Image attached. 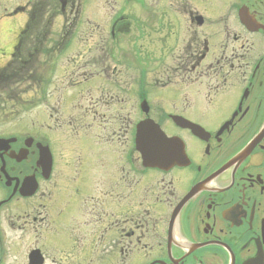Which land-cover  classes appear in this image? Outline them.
Listing matches in <instances>:
<instances>
[{"label":"flooded vegetation","instance_id":"1","mask_svg":"<svg viewBox=\"0 0 264 264\" xmlns=\"http://www.w3.org/2000/svg\"><path fill=\"white\" fill-rule=\"evenodd\" d=\"M87 2L89 34L107 50L78 45L89 72L65 77L57 193L46 184L52 140L0 130V264H264V0ZM58 7L66 32L81 0L18 7L29 23L0 60V80L48 84L66 44H47L40 28L24 37ZM108 58L123 68L110 72ZM147 119L172 139L145 159L136 133ZM159 153L171 163L151 164Z\"/></svg>","mask_w":264,"mask_h":264},{"label":"rangeland","instance_id":"2","mask_svg":"<svg viewBox=\"0 0 264 264\" xmlns=\"http://www.w3.org/2000/svg\"><path fill=\"white\" fill-rule=\"evenodd\" d=\"M27 1L29 0H0V14L7 8H9L10 11L14 10L18 5L26 4ZM87 1L88 0H81L83 6L82 14L78 21V24L74 25L72 28L69 25L74 23V14L70 15V18L67 22L69 24L67 26L68 31L66 32H64L65 22L63 14L60 11V7L57 8L56 16L46 14L42 11L38 15V17L35 16L32 21L31 30L28 33L32 31L35 32L40 28L39 33H43L42 39H45V41L48 42L47 44H62L64 46L66 43H69L68 41H71V44L69 46L66 44V47H64L63 49L64 57L62 58L61 55L54 58L56 61L51 64L52 69L49 73L50 75L51 72H53V76H51L52 78L50 79L48 84L43 85L37 83V77L18 81L19 83L13 80L14 82H16L12 85V88L16 89V92L18 93L16 95L18 99L17 102L16 100H13V98L11 99V97L8 95L7 89L2 90L0 88V92L3 93L0 95V109L2 110L0 112V117H2V119H0V123L3 125V127L6 126L0 129L4 130L1 133L5 134L10 133L11 131L24 129L32 135L34 134L35 136H37L41 133L43 136H46L52 140V150L54 149L55 165L53 168L52 179L49 182H46V184L50 183L49 189L50 191H54L55 193H57V190L54 185L60 184V187L62 188V97L65 91L63 89L65 88V84L68 82L65 77H71V75H74L75 77H72L71 80L75 82L81 79V77H78L77 75H87V73L89 72L90 67L88 65L91 64L90 56H78V45L81 46L80 49L87 50L93 48L94 45L98 44L100 46H103V48L107 50L106 42H104L102 39L93 41V37L90 36V34L92 33L89 34L90 28L92 27L91 20L94 15L90 7L91 3H88ZM107 3L108 2H106L105 4ZM9 19L10 20L8 21V23L2 25L3 27L0 33V43L8 42L9 44H13L14 41L17 40L18 31H20L21 27L24 26L29 18L26 17L25 13H22L14 18ZM87 20H90V22L88 23ZM98 21H101V19H98ZM105 22L106 21L102 20V23L104 25ZM10 28L11 30H14L13 33H10ZM133 32L134 31H132L131 34ZM128 43L131 42L128 41ZM62 59L67 60L62 62ZM113 60L114 59L112 58H108L106 64H104V66L106 67L110 66V72H112L113 69L123 68H114ZM30 66H35L38 73L41 75V69L43 68L42 62H37ZM133 70L138 73L137 68H133ZM36 74L30 73V75ZM32 85L35 86L34 88H37V90L31 89ZM39 87L44 89L43 93L41 94L38 93ZM74 91L77 90L71 89L69 92ZM63 100L65 99L63 98ZM129 103L133 104L132 100H129ZM33 104L38 105L32 108ZM24 107H27V110ZM63 109L65 112L64 117L66 118L68 117L74 119L79 113L77 108L73 107L68 101L66 105H64ZM114 109H117L121 113H126L128 111V108H123L119 105H117V107ZM3 111L6 114L1 115ZM12 111L16 112V114H11ZM103 140H105L104 137ZM99 141H102L101 138ZM115 146L118 147L117 145ZM56 181L59 182L55 183ZM43 202L46 201L45 198L43 199L42 195L36 197V205H41L43 204ZM61 203L62 190L59 194L58 199V204ZM37 211L38 210L36 209V212Z\"/></svg>","mask_w":264,"mask_h":264},{"label":"bare ground","instance_id":"3","mask_svg":"<svg viewBox=\"0 0 264 264\" xmlns=\"http://www.w3.org/2000/svg\"><path fill=\"white\" fill-rule=\"evenodd\" d=\"M167 139L168 140H170V139H172V137H168L167 136ZM169 143V142H168ZM4 146H5V144H3ZM162 156H164V155H162ZM52 163V157H50V158H48V159H45V164L48 166V165H50Z\"/></svg>","mask_w":264,"mask_h":264}]
</instances>
